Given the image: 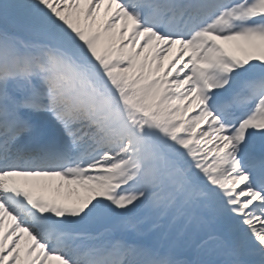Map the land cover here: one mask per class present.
<instances>
[{
  "label": "snow or ice",
  "instance_id": "6c2138e0",
  "mask_svg": "<svg viewBox=\"0 0 264 264\" xmlns=\"http://www.w3.org/2000/svg\"><path fill=\"white\" fill-rule=\"evenodd\" d=\"M0 264H264V0H0Z\"/></svg>",
  "mask_w": 264,
  "mask_h": 264
},
{
  "label": "rangeland",
  "instance_id": "374dc122",
  "mask_svg": "<svg viewBox=\"0 0 264 264\" xmlns=\"http://www.w3.org/2000/svg\"><path fill=\"white\" fill-rule=\"evenodd\" d=\"M239 55V53H237ZM165 63H167V61H165ZM41 183H51L53 185V188H55L56 185H58L60 183V181L58 179H54L52 181H47L45 180H41ZM22 184V182H21ZM38 194H43L45 198H53L56 197V192L49 189V190H45L42 192H39ZM87 193L83 191V189H78L76 192H74L71 196H67V189L66 188H62L60 189V195H59V199H61L62 202H65L66 204L72 205L74 203L77 202L78 197H84L86 196Z\"/></svg>",
  "mask_w": 264,
  "mask_h": 264
}]
</instances>
